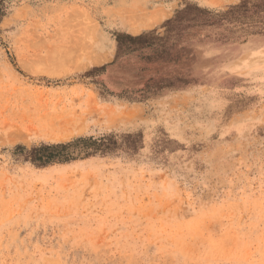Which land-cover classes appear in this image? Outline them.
<instances>
[{"label": "rangeland", "instance_id": "374dc122", "mask_svg": "<svg viewBox=\"0 0 264 264\" xmlns=\"http://www.w3.org/2000/svg\"><path fill=\"white\" fill-rule=\"evenodd\" d=\"M0 264H264V0H0Z\"/></svg>", "mask_w": 264, "mask_h": 264}, {"label": "trees", "instance_id": "16d2710c", "mask_svg": "<svg viewBox=\"0 0 264 264\" xmlns=\"http://www.w3.org/2000/svg\"><path fill=\"white\" fill-rule=\"evenodd\" d=\"M129 39L135 40L136 38L128 36ZM90 140V138L88 139ZM85 139H76L75 143L86 142ZM71 144L69 143H58V144H45L39 147H34L27 152L26 158L30 161L38 164L44 165L53 160L65 161L70 158V155L66 151Z\"/></svg>", "mask_w": 264, "mask_h": 264}, {"label": "bare ground", "instance_id": "6f19581e", "mask_svg": "<svg viewBox=\"0 0 264 264\" xmlns=\"http://www.w3.org/2000/svg\"><path fill=\"white\" fill-rule=\"evenodd\" d=\"M82 40V39H81ZM81 42V41H80ZM86 42V41H85ZM78 43V42H77ZM74 45V44H73ZM60 55V54H59ZM71 55V54H70ZM70 57H72V56H70Z\"/></svg>", "mask_w": 264, "mask_h": 264}]
</instances>
